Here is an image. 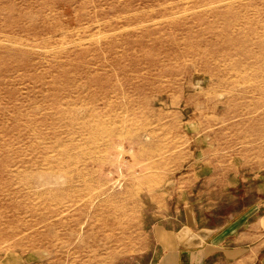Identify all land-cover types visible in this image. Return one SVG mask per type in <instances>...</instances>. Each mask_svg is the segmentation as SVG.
Segmentation results:
<instances>
[{"label": "rangeland", "instance_id": "1", "mask_svg": "<svg viewBox=\"0 0 264 264\" xmlns=\"http://www.w3.org/2000/svg\"><path fill=\"white\" fill-rule=\"evenodd\" d=\"M256 148L264 0H0V264H153L154 193L221 223Z\"/></svg>", "mask_w": 264, "mask_h": 264}, {"label": "crops", "instance_id": "2", "mask_svg": "<svg viewBox=\"0 0 264 264\" xmlns=\"http://www.w3.org/2000/svg\"><path fill=\"white\" fill-rule=\"evenodd\" d=\"M252 151L264 153V148ZM201 170L203 177L198 173ZM214 170L204 164L195 173L197 179H212L221 183L223 189L254 180L256 193L261 196L223 222L210 225L202 218L205 206L195 204L196 194L187 192L185 200L176 194L181 203L175 202L170 207L164 202L169 191L166 188L156 191L153 195L156 218L150 231L158 255L153 264H264V158L246 178L237 170L227 169L224 173ZM232 172L235 173L230 175Z\"/></svg>", "mask_w": 264, "mask_h": 264}]
</instances>
